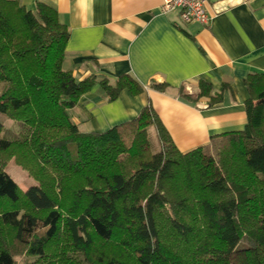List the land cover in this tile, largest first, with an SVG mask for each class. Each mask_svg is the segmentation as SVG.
Instances as JSON below:
<instances>
[{
    "label": "trees",
    "instance_id": "1",
    "mask_svg": "<svg viewBox=\"0 0 264 264\" xmlns=\"http://www.w3.org/2000/svg\"><path fill=\"white\" fill-rule=\"evenodd\" d=\"M69 35L52 4L0 0V113L22 125L16 142L0 136V153L16 145L38 181L22 191L0 161V202L24 198L32 209L0 213V264H18L16 244L41 264H76L71 250L86 264H264V73L245 79L244 129L213 136L216 155L183 152L151 105L106 131L79 129L70 109L96 79L64 68ZM100 83L110 100L142 91L130 75ZM182 90L191 101L223 99L203 80ZM58 238L67 248L51 252Z\"/></svg>",
    "mask_w": 264,
    "mask_h": 264
},
{
    "label": "crops",
    "instance_id": "2",
    "mask_svg": "<svg viewBox=\"0 0 264 264\" xmlns=\"http://www.w3.org/2000/svg\"><path fill=\"white\" fill-rule=\"evenodd\" d=\"M19 1L33 11L38 1L55 6L70 32L64 68L78 80L96 79L70 109L81 131H106L151 105L187 152L248 124L245 79L264 73V0H206L207 24L185 23L178 11H162L164 0ZM124 75L134 77L142 91L126 88L110 100L100 81L115 84ZM202 80L213 95L223 92L222 101L182 96L183 88L199 91ZM163 83L166 91L153 86Z\"/></svg>",
    "mask_w": 264,
    "mask_h": 264
},
{
    "label": "rangeland",
    "instance_id": "3",
    "mask_svg": "<svg viewBox=\"0 0 264 264\" xmlns=\"http://www.w3.org/2000/svg\"><path fill=\"white\" fill-rule=\"evenodd\" d=\"M182 91L184 93L186 92V90H182ZM0 122H2L3 124V130L0 132V136L12 139L16 142V137L18 136L20 129L22 128L21 123L16 119V117L3 115L1 113H0ZM150 138L154 145L153 146L154 149L158 150L160 148V145H159L160 143H159V139H158V136H157V133L154 127L150 128ZM208 150H210L212 154H215V151H216L215 144L211 143L208 147ZM0 161H2V165L7 170V172L19 184V187L22 191H25L30 186L36 185L38 183L36 178L30 173V170L24 167L16 159V145L14 146V149H12L9 153H0ZM16 206H18V208L21 211L22 210H32L29 203L24 198H22L20 202L15 206L9 202H5V201L0 202V213L5 208L16 207ZM60 237H63V236H60ZM64 237H67V236H64ZM63 238H58L57 244L56 242H53V244L50 247L51 252L55 250L57 247L59 250H63V251L64 249L66 250L68 240L67 238L66 240ZM58 243L60 244L58 245ZM62 244H63V247H62ZM16 247L12 246V248L14 249L13 251L15 252V256L18 261V264H30L29 262L34 260V257H31L27 254V251L24 247L18 246L17 244H16ZM69 254L72 257H75L76 264H86L84 261L83 255L81 253L71 250ZM37 260L38 259H35L34 262L37 264H41V262Z\"/></svg>",
    "mask_w": 264,
    "mask_h": 264
},
{
    "label": "built area",
    "instance_id": "4",
    "mask_svg": "<svg viewBox=\"0 0 264 264\" xmlns=\"http://www.w3.org/2000/svg\"><path fill=\"white\" fill-rule=\"evenodd\" d=\"M205 2L206 0H164L162 11H178L181 20L185 23L207 24L209 16Z\"/></svg>",
    "mask_w": 264,
    "mask_h": 264
}]
</instances>
